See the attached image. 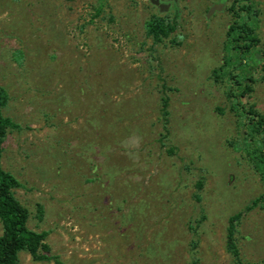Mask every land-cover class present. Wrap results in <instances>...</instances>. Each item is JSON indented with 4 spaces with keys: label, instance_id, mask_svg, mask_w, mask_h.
I'll return each instance as SVG.
<instances>
[{
    "label": "rangeland",
    "instance_id": "1",
    "mask_svg": "<svg viewBox=\"0 0 264 264\" xmlns=\"http://www.w3.org/2000/svg\"><path fill=\"white\" fill-rule=\"evenodd\" d=\"M161 2L0 0L3 113L22 127L2 167L62 264H233L236 212L244 264H264V202L252 204L264 183L225 95L232 0ZM251 3L259 53L244 101L264 115V0ZM153 14L176 16L160 42L145 34ZM17 264L55 263L23 250Z\"/></svg>",
    "mask_w": 264,
    "mask_h": 264
},
{
    "label": "trees",
    "instance_id": "2",
    "mask_svg": "<svg viewBox=\"0 0 264 264\" xmlns=\"http://www.w3.org/2000/svg\"><path fill=\"white\" fill-rule=\"evenodd\" d=\"M230 9L235 18L226 32V43L229 49L224 61L226 66V90L229 108L242 119L241 131L250 142L247 155L253 162L264 183V115L253 105L244 101L252 91L253 72L258 57L256 34L257 19L253 12L251 0H232ZM236 9V10H235ZM241 12V15L240 13ZM176 27V16L169 17L153 14L144 23L145 34L154 42L170 37ZM216 73V70L213 71ZM9 96L7 90L0 85V264H17L18 255L25 250L36 261H53L62 264L59 258L50 252L46 243L48 231H36L27 225L28 209L16 198L14 189L21 187L18 178L2 167L3 141L8 131L20 130L21 125L3 113ZM161 114L163 129L167 130L168 98L162 97ZM201 183H197L200 190ZM195 198L199 200L198 194ZM264 202V195L253 205ZM241 212L231 214L227 218L225 228V249L231 255L233 264H244L236 241L237 224Z\"/></svg>",
    "mask_w": 264,
    "mask_h": 264
},
{
    "label": "water",
    "instance_id": "3",
    "mask_svg": "<svg viewBox=\"0 0 264 264\" xmlns=\"http://www.w3.org/2000/svg\"><path fill=\"white\" fill-rule=\"evenodd\" d=\"M149 2H150L151 4H153V5L158 6L159 9H160L161 11H163V10L167 7V4L161 2L160 0H149ZM219 8H220L219 5H218V6H213V7H211V8L209 9V11H208V14H210L214 9H219Z\"/></svg>",
    "mask_w": 264,
    "mask_h": 264
},
{
    "label": "flooded vegetation",
    "instance_id": "4",
    "mask_svg": "<svg viewBox=\"0 0 264 264\" xmlns=\"http://www.w3.org/2000/svg\"><path fill=\"white\" fill-rule=\"evenodd\" d=\"M160 1H162V0H160Z\"/></svg>",
    "mask_w": 264,
    "mask_h": 264
}]
</instances>
